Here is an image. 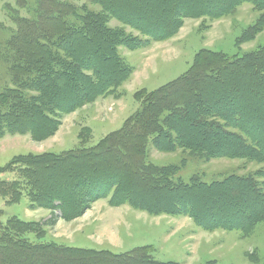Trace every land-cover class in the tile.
<instances>
[{
	"label": "trees",
	"instance_id": "obj_1",
	"mask_svg": "<svg viewBox=\"0 0 264 264\" xmlns=\"http://www.w3.org/2000/svg\"><path fill=\"white\" fill-rule=\"evenodd\" d=\"M109 1L104 2L109 17L153 39L170 37L179 14L219 18L243 3L264 9V0H163L161 9ZM0 2L13 24L0 44V62L10 82L0 89V138L48 137L57 129L51 117L111 94L126 79L115 33L98 13L66 0ZM166 9L175 14L173 20L159 14ZM139 42L130 38L125 44ZM140 103L134 116L95 147L25 161L22 177L38 190L29 193L43 203L59 198L75 206L74 216L91 202L108 199L113 206L125 204L149 214L189 216L205 229L247 232L264 220V192L250 176L186 182L174 180L169 166L144 161L149 140L164 151L180 144L210 157L264 161V49L233 58L202 53L187 77L147 93ZM9 222L0 224V264H172L151 259L143 249L119 256L51 243L28 245L12 233L18 223Z\"/></svg>",
	"mask_w": 264,
	"mask_h": 264
},
{
	"label": "rangeland",
	"instance_id": "obj_2",
	"mask_svg": "<svg viewBox=\"0 0 264 264\" xmlns=\"http://www.w3.org/2000/svg\"><path fill=\"white\" fill-rule=\"evenodd\" d=\"M124 1L109 2L115 5ZM5 2L13 3V0ZM66 2L80 8L85 6L102 16L106 27L115 33L116 52L128 74L111 94L100 95L62 117H51L57 129L48 137L34 139L24 133L0 138V224L15 220L17 230L12 233L18 232L19 239L28 245L51 243L119 256L143 249L151 259L172 264H264V220L254 222L247 232L205 229L189 216L149 214L125 204L113 206L108 199L91 202L74 216L78 209L63 205L59 198H51L49 204L34 198L29 191L38 190L27 185L20 170L25 161L35 157L51 154L61 158L81 148L95 147L140 110L142 97L147 93L194 71L202 53L217 52L233 58L264 49V9L243 3L219 18L179 14V24L170 37L153 39L118 18L109 17L105 0ZM126 2L136 8L152 4L161 9L163 0H158V4L148 0ZM2 4L0 44L9 38L13 28ZM160 13L167 19L175 18L168 9L159 10ZM22 14L26 15L24 11ZM130 38L140 42L128 47L125 42ZM9 83L0 62V89ZM144 161L158 168L169 166L176 173L172 176L174 180L186 182L197 177L211 182L231 175L250 176L264 192V161L210 157L206 152L193 151L180 144L174 150L164 151L156 148L151 140L146 144Z\"/></svg>",
	"mask_w": 264,
	"mask_h": 264
}]
</instances>
